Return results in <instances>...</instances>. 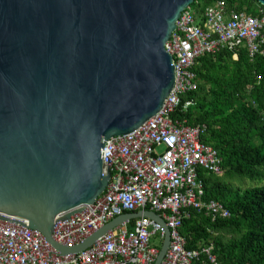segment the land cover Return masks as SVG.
I'll list each match as a JSON object with an SVG mask.
<instances>
[{"label": "water", "instance_id": "95a60500", "mask_svg": "<svg viewBox=\"0 0 264 264\" xmlns=\"http://www.w3.org/2000/svg\"><path fill=\"white\" fill-rule=\"evenodd\" d=\"M196 1L0 0V218L64 256L151 218L165 231L162 263L170 230L153 211L118 216L73 247L52 233L106 190L105 142L162 109L176 73L166 44Z\"/></svg>", "mask_w": 264, "mask_h": 264}, {"label": "built area", "instance_id": "2783aa9c", "mask_svg": "<svg viewBox=\"0 0 264 264\" xmlns=\"http://www.w3.org/2000/svg\"><path fill=\"white\" fill-rule=\"evenodd\" d=\"M259 5L249 12L217 0L202 13L191 6L183 11L166 44L176 69L173 90L155 116L105 142L101 155L110 182L89 209L55 224L57 243L73 247L118 216L153 211L170 230L161 264H219L213 246L188 249L181 230L190 210L205 212L213 222L231 216L222 203L204 199L200 178L201 171L222 176V158L202 140L205 126H190L174 114L181 96L198 88L193 71L198 58L224 50L237 58L240 49L252 59L264 55V5ZM164 240L159 222L139 217L107 231L86 250L64 256L40 232L0 218V264H155Z\"/></svg>", "mask_w": 264, "mask_h": 264}, {"label": "trees", "instance_id": "16d2710c", "mask_svg": "<svg viewBox=\"0 0 264 264\" xmlns=\"http://www.w3.org/2000/svg\"><path fill=\"white\" fill-rule=\"evenodd\" d=\"M216 1L193 5L202 13ZM251 3L228 0L230 8L249 12ZM193 71L198 88L181 96L174 117L206 127L202 140L219 152L223 175L200 172L204 199L222 203L231 216L213 222L190 210L181 230L186 247L213 246L219 264H264V55L252 59L240 49L234 58L224 50L198 58ZM235 178L256 184L234 186Z\"/></svg>", "mask_w": 264, "mask_h": 264}, {"label": "rangeland", "instance_id": "374dc122", "mask_svg": "<svg viewBox=\"0 0 264 264\" xmlns=\"http://www.w3.org/2000/svg\"><path fill=\"white\" fill-rule=\"evenodd\" d=\"M260 3L258 2V1H256V2H253V3H251L250 4V8H251V10L250 11H252V10H255V11H257L258 9H259V5ZM191 9H197L196 8V5H191ZM232 184L234 185V186H240V187H251V186H254L256 183L255 182H252L251 180H248V179H244V180H242V179H240V178H235L233 181H232Z\"/></svg>", "mask_w": 264, "mask_h": 264}]
</instances>
